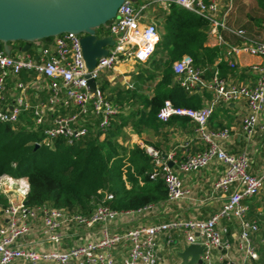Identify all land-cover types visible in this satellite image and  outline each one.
<instances>
[{
	"label": "built area",
	"instance_id": "obj_1",
	"mask_svg": "<svg viewBox=\"0 0 264 264\" xmlns=\"http://www.w3.org/2000/svg\"><path fill=\"white\" fill-rule=\"evenodd\" d=\"M136 1L125 0L118 7L107 28L113 45L108 47L107 55L99 59L92 70H87L84 65L79 36L71 33L52 38L51 44L41 47L35 57L29 54L8 56L0 52V122L14 123L21 111L31 107L24 81L15 82L18 92L12 104L6 103L4 98L6 78L17 77L24 71L33 73L35 79H44L50 91L47 103L33 107L36 123L41 122L45 109L51 111L55 105L75 109L71 115L52 116L51 126L43 131V143L50 146L57 137L64 138L67 143L78 140L87 134L89 116L98 120L104 134L118 107L100 90L99 77L119 64L146 63L159 37L158 28L149 13L175 4L208 22L206 36L216 39V45L224 50V61L230 68L236 66L234 58L241 53L262 59V62L249 66L254 77L252 85L222 78L216 69L206 78L203 69L195 66L188 55L172 62L175 81L180 87L189 93L206 91L211 97L199 109L174 107L166 100L157 112L156 117L162 122H167L171 116H183L194 123L193 138L184 144L181 157L174 149L163 154L159 149L138 142L151 157L150 177L160 176L164 180L166 202L184 200L190 195L180 173L199 171L213 160L225 165L224 173L213 183V190L223 194L225 201L217 212L205 219L176 217L150 225L132 226L123 231H112L111 224L150 213L158 205L149 203L135 210L117 211L107 204L112 198V194L107 193L91 212L84 214L48 206L29 207L23 200L9 201L0 212V264H159L157 250L160 243L170 246L175 242V236L181 237L184 245L202 246L201 264H260L252 241V235L259 231V224L256 219L248 217L247 202L264 191V166L259 174H253L246 150L236 154L226 152L219 142L229 138L230 129L210 128L208 120L215 106L242 98L247 111L240 122L241 134L250 139L257 129L264 131V123L259 119L264 111V38L261 37V29L256 31L258 33H251L246 28L232 25L230 17L236 0ZM226 33L239 38L240 43L228 42ZM88 77L95 81L94 90L87 84ZM194 141L201 144V149L192 152L189 146ZM16 179L2 175L0 187L4 181L10 183ZM26 188L27 184L24 194ZM230 221H236L239 228L233 241L227 237L229 231L225 224ZM34 224L38 225L39 232L53 248L39 251L19 245V238L29 234ZM96 225L97 237L85 235L68 248H61L62 241L68 237L65 230L69 227L89 231ZM119 249L125 253L116 258L115 250ZM231 250L238 253L240 259L230 256Z\"/></svg>",
	"mask_w": 264,
	"mask_h": 264
},
{
	"label": "trees",
	"instance_id": "obj_2",
	"mask_svg": "<svg viewBox=\"0 0 264 264\" xmlns=\"http://www.w3.org/2000/svg\"><path fill=\"white\" fill-rule=\"evenodd\" d=\"M256 4L264 13V0H256ZM157 10L154 19L159 21V37L154 52L146 62L147 66L133 74V79L139 83L152 81V92L143 94L140 87L109 91V81L104 76L99 77L100 90L118 107L104 134L98 120L89 116L87 134L78 140L67 143L64 138L57 137L50 146L43 143V131L51 126L52 116L75 112L73 107L58 104L51 111L45 109L41 122L36 123L33 107L47 103L50 91L46 86L35 99H29L31 107L21 111L14 123L0 122V177L6 174L26 178L28 189L24 200L27 206H48L88 214L107 193L112 194L107 204L117 211L135 210L166 200L164 180L160 176L150 177L151 157L138 144L124 147L117 140V134L125 123L134 126L137 132L151 128L159 133L161 128L175 121L180 124L190 122L183 116L160 121L156 114L166 100L174 107L199 109L205 105L208 92L189 93L175 81L171 64L183 55L190 56L193 64L203 69L206 78L215 69L223 77L229 66L223 61L215 64L220 48L206 44L208 22L175 4ZM98 34L107 35L108 31L100 28ZM51 39H44L42 47ZM21 43H12V56L29 54L35 57L38 54L36 48L30 47L19 53L17 48ZM9 78H6L5 86ZM14 79L26 82L34 80L35 75L22 71ZM6 93L7 86L4 94L7 103ZM133 100L139 101V107L126 117L118 115L120 107ZM117 117H122L120 123H116ZM36 142L42 143L36 146ZM151 146L159 147L157 143H151ZM8 204V197L0 190V212Z\"/></svg>",
	"mask_w": 264,
	"mask_h": 264
},
{
	"label": "crops",
	"instance_id": "obj_3",
	"mask_svg": "<svg viewBox=\"0 0 264 264\" xmlns=\"http://www.w3.org/2000/svg\"><path fill=\"white\" fill-rule=\"evenodd\" d=\"M258 6V5H257ZM258 8H260L258 6ZM235 9V8H234ZM237 9V8H236ZM154 9L153 11H156ZM261 10V9H260ZM152 12V11H151ZM261 10V16H262ZM264 14V13H263ZM235 12L233 11L230 22L235 27H243L246 28L251 33H258L261 29V37L264 38V18L261 20L250 19L243 20L238 17L236 18ZM149 15V17L155 22L154 16ZM258 21V22H255ZM156 23V22H155ZM261 24V27H260ZM225 39L231 43H240V39L237 37H233L226 33ZM238 41V42H237ZM50 42L47 43V46L50 45ZM206 44L209 46H217L216 39L210 36H206ZM23 46V43L19 45L17 48L19 53H22L20 48ZM219 47V46H218ZM30 48H36L34 45H31ZM220 48V47H219ZM13 50V49H12ZM37 51V50H36ZM18 52L16 54H18ZM38 53V52H37ZM224 50L220 48L218 53V57L216 59L215 64L218 62L224 61ZM235 67L230 68L224 73L222 78L227 80H231L234 83H241L252 85L254 83L253 74L249 71V66L254 63L262 62V59L254 56L247 55L246 53H241L237 55L235 58ZM226 63V62H225ZM148 63H137L134 64L138 66V69L135 71L132 70L134 65L130 64H119L115 67L114 70L104 73L103 76L111 82L112 78L115 77L116 74L122 75L124 78L133 79V74H136L140 68L147 66ZM132 70V71H131ZM128 72V73H127ZM132 72V73H131ZM113 74V75H112ZM223 74V72H222ZM16 80L14 76H10L7 80V93H6V101L8 104H12L14 101V97L18 92V89L15 86ZM126 82V81H125ZM27 84L26 95L28 100H33L38 96L44 86L46 81L44 79H30L26 80ZM131 86V84H128ZM152 92V88L149 94ZM209 93V92H208ZM42 96V95H41ZM211 94L207 101H209ZM206 101V102H207ZM247 108L244 99H238L237 101L230 102L228 104L221 103L214 107L213 112L208 120V127L210 128H223L226 127L230 129V136L228 139L222 140L219 142V145L228 153L236 154L241 152L242 150H246L250 161H251V172L253 174H259L261 168L264 166V131L257 129L255 134L250 139H246L241 134L240 122L242 117L246 114ZM260 122L264 123V111L259 116ZM90 122L88 121L89 125ZM134 127V126H133ZM131 125L129 127L128 137L126 141H121V139L117 140L126 148L130 147L132 144H138V142H143L144 144L150 145L151 143H157L159 145L158 149L163 153H167L170 150H175L178 157L182 156L183 146L186 142L193 138V130L194 123L187 122L184 124H180V122H173L169 125L164 126L159 130V133H156L151 128H146L140 130L139 132L135 131ZM146 132V133H145ZM148 135V141L143 139V136ZM103 137V135L101 136ZM129 140V141H128ZM151 142V143H150ZM139 145V144H138ZM192 152L200 150L201 144L196 141L191 142L189 146ZM225 170V165L217 160H213L207 164L203 169L192 172V173H180V178L183 182L184 187L190 190V195L188 198L184 200H178L174 202H166L163 201L161 203H157L158 207L147 214L137 215L128 219L116 220L111 224L112 231H123L132 226L138 225H150L157 222L168 221L172 218H198L205 219L217 212L223 202L225 201V196L218 191L213 190V183L216 181L218 177H220ZM6 175V174H4ZM8 176V175H6ZM13 178V177H12ZM25 180L27 184V180L25 177H21ZM13 182L8 183L4 181V186L7 189H16V195L13 196L12 193L6 194L9 201L11 200H23L25 198V194L20 192V188H25L23 186V182L16 183ZM28 189V184L27 188ZM24 190V189H23ZM24 192V191H22ZM26 192V191H25ZM24 194V196H23ZM17 198V199H15ZM249 206L248 217L250 219H256L259 224V231L252 235V241L255 245L260 260L258 263L261 264V248H264V191L254 197L252 200L247 202ZM229 235L227 236L229 240L233 241L234 236L238 233V223L236 221H230L225 223ZM65 233L68 235L61 244L62 249H66L72 244L77 243L80 238L85 237V235H89L91 237L98 236V225L89 231L69 227L65 230ZM20 246L33 248L36 250H47L53 248V245L48 243L44 237L39 232L38 225H32V230L29 234L19 238L17 241ZM184 241L181 237L175 236V242L170 246H165L163 243H160V246L157 250V256L159 259V264H179L180 258L177 255L179 251L183 249ZM217 250L214 251L216 254ZM125 253L124 250H115V257L119 258ZM229 255L234 259H240L238 253L231 250L229 251ZM264 263V262H263ZM17 264H23L22 262H18ZM255 264V263H253Z\"/></svg>",
	"mask_w": 264,
	"mask_h": 264
},
{
	"label": "water",
	"instance_id": "obj_4",
	"mask_svg": "<svg viewBox=\"0 0 264 264\" xmlns=\"http://www.w3.org/2000/svg\"><path fill=\"white\" fill-rule=\"evenodd\" d=\"M124 1L0 0V52L11 55L12 43L16 41L23 42L21 52L31 45L39 52L44 39L71 33L79 36L84 65L87 70H92L97 61L107 55L108 47L113 45L112 36L99 35L98 30H107L108 23ZM87 84L94 90L93 78L88 77ZM168 164L171 166L170 161ZM201 251L200 245H184L177 253L179 264H201Z\"/></svg>",
	"mask_w": 264,
	"mask_h": 264
},
{
	"label": "rangeland",
	"instance_id": "obj_5",
	"mask_svg": "<svg viewBox=\"0 0 264 264\" xmlns=\"http://www.w3.org/2000/svg\"><path fill=\"white\" fill-rule=\"evenodd\" d=\"M139 1L140 0H137L136 3H138ZM156 12H158V10L152 11V12L150 11V13H149L150 17H151V15L154 16ZM234 12L236 14L234 16H236V18L239 17L240 20L241 19L247 20V21L250 20V19L261 20V18H264V14L263 13H262V16H261V10H260V8H258V6L256 4V0H236ZM154 20H155V22H156L155 24H156V26L158 28L159 27V21L157 20V18L154 19ZM255 22H258V21H255ZM136 69H138V66L134 65L132 70L135 71ZM112 79L113 80H111L110 85H109V91L110 90L114 91L116 89H120V90L129 89L130 90V89H132V87L133 88L140 87L142 89V91H143V94L147 95V94H149V92H150V90L152 88V84H153L152 81H147L144 84L143 83H139V82L135 81L134 79H132V77L131 78H124L120 74H116L115 77L112 78ZM128 84H131V86H128ZM109 91H108V93H109ZM139 105H140V103H139L138 100H133L129 104H125L124 106H121L118 115H122V117H126L131 112V110H135L136 107H139ZM122 117H117L116 118V123H120L121 120H122ZM129 127H130V124L129 123H125V125L122 126L121 130L118 132L117 138L121 139V141H126V139L129 138L128 137V133H127V131L129 132V130H128ZM134 130L136 131L135 128H134ZM143 139L148 141V135L147 136L144 135ZM123 146H124V144H123ZM0 189L4 190L5 194L12 193L13 196L16 195V192L14 191L16 189H14V187H13V189H10V188L7 189L6 186L1 185ZM23 189L24 188H20V192L21 193H24V192H22V191H24ZM23 196H24V194H23ZM15 199H17V198H15ZM11 201L12 202H18L19 200H16V201L15 200H11ZM263 262H264V248H261V264Z\"/></svg>",
	"mask_w": 264,
	"mask_h": 264
},
{
	"label": "bare ground",
	"instance_id": "obj_6",
	"mask_svg": "<svg viewBox=\"0 0 264 264\" xmlns=\"http://www.w3.org/2000/svg\"><path fill=\"white\" fill-rule=\"evenodd\" d=\"M15 182H16V183L23 182V183H24L23 186L26 187V182H25V180H23V178H21V177H20V178H17V179L15 180Z\"/></svg>",
	"mask_w": 264,
	"mask_h": 264
}]
</instances>
